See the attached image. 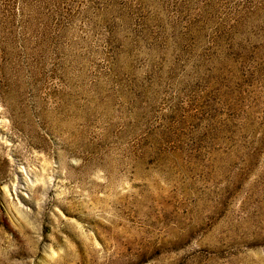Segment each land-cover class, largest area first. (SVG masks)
I'll return each mask as SVG.
<instances>
[{
  "label": "rangeland",
  "instance_id": "374dc122",
  "mask_svg": "<svg viewBox=\"0 0 264 264\" xmlns=\"http://www.w3.org/2000/svg\"><path fill=\"white\" fill-rule=\"evenodd\" d=\"M0 264H264V0H0Z\"/></svg>",
  "mask_w": 264,
  "mask_h": 264
}]
</instances>
